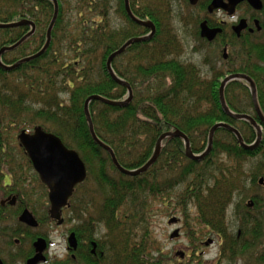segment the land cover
<instances>
[{
	"label": "trees",
	"instance_id": "1",
	"mask_svg": "<svg viewBox=\"0 0 264 264\" xmlns=\"http://www.w3.org/2000/svg\"><path fill=\"white\" fill-rule=\"evenodd\" d=\"M58 3L59 14L47 51L14 70L0 67V159L4 168L9 171L5 164L13 160L16 179L23 164L33 169L18 141L23 130L32 132L41 127L78 152L87 166L88 178L76 187L66 215L74 220L81 212V230L89 235L95 223L106 229L104 240H96V254L82 257L84 264H171L155 248L156 241L147 226L153 213L151 202L156 200L164 207L171 206L172 200L185 207L193 204L199 212V225L227 237L222 228L224 211L236 196L244 194L230 162L257 155L264 158V133L261 146L249 151L241 147L231 131L220 128L215 132L211 153L200 162L186 156L181 138H167L148 171L134 177L123 175L110 154L94 140L85 103L94 95L112 102L128 99L127 88L112 79L107 62L129 40L145 36L148 29L129 18L124 0ZM129 3L138 19L152 22L157 30L152 40L131 45L112 62L114 73L131 86L133 99L125 107L100 101L89 105L96 136L112 149L119 164L127 170L142 168L153 156L158 139L175 131L188 137L194 154H202L211 129L219 123L239 129L247 144L254 142V127L223 111L220 86L228 74L251 77L264 116V38L248 43L237 63L233 55L227 73L205 62L210 72L205 77L198 66L182 61L176 53L179 44L169 29L171 13L165 10L171 0ZM54 11L51 0H0V23L29 20L36 27L34 35L18 48L2 54L4 65L13 66L43 49ZM30 31V26L0 29V51ZM224 95L233 113L259 121L245 81L230 82ZM220 156L226 161H220ZM34 179L46 190L36 172ZM176 188L181 189L179 196L170 197ZM254 204V209L244 207V214H239L242 228L235 240L226 239L229 247L223 248V258L239 257L244 264H264V249H257L264 234L260 226L263 217L253 215L264 204V198L255 197ZM33 212L40 217L37 210ZM182 213L187 226L190 219Z\"/></svg>",
	"mask_w": 264,
	"mask_h": 264
},
{
	"label": "flooded vegetation",
	"instance_id": "2",
	"mask_svg": "<svg viewBox=\"0 0 264 264\" xmlns=\"http://www.w3.org/2000/svg\"><path fill=\"white\" fill-rule=\"evenodd\" d=\"M183 1L185 5H183L182 10L184 13L189 14L188 19L193 27V31L195 30L196 39H198L200 43L210 47V49L216 47L219 50V56H215V60L209 55L205 56V62L208 66L210 64V66H214L216 69L221 65L228 66V62L233 55L235 63H237L248 43L257 42L264 38V0H259L262 6L261 9H257L249 0L238 2L234 4V6H231L234 0H221L220 6L218 7L214 6L215 0H196V2H192L191 0ZM233 16L237 17V21L231 19ZM243 22H245V27L238 32L237 29ZM204 24L209 30L217 32L212 41L202 36V25ZM149 33L150 30L148 29L146 35ZM219 64L220 66H218ZM230 64H232V59ZM225 69H228V67ZM236 74L246 75L243 73H232L226 75V77ZM246 76L249 77L248 75ZM226 77H224V79ZM249 78L252 79L251 77ZM246 83L249 85L248 82ZM250 93L252 96L251 89ZM254 109L257 113L255 105ZM256 122L263 127L260 117L259 121ZM256 140L251 144L244 143L246 145H253ZM0 158H2V155H0ZM3 165L0 159V262L2 264H28V262L38 254L35 244L39 240L45 241L46 249L42 253L41 261L38 264H81L83 256L96 254V240L92 234L89 235L86 231L81 230L82 218L80 215L73 220L76 222L77 227L66 232L64 236L66 255L61 257L58 253H52V233L44 230L46 224H44L43 221L48 220L47 224L52 223L57 227L64 226L66 224V210L70 207V204L62 210L61 218L64 222L62 225H58L57 221L52 220L50 217L51 204L49 202L48 188L45 186L46 190H43V192L37 195H35L36 192L33 191L32 185L35 181V179L33 180L35 174L33 165V169H31L29 166L23 164L21 171L18 170L17 172V174H19V179L15 178L16 173L14 172L13 160L5 164V166L10 168L9 171H7ZM261 180L262 182L259 181V184L264 185V179L262 178ZM255 197L260 198L259 195L254 194L253 197H251L253 199L247 204L249 209H254ZM33 209L38 211L41 218L35 215ZM25 211H29L36 219L38 222L37 227H30L20 221ZM177 223H179V221ZM71 235L75 236L77 246L75 250L70 248L69 238ZM217 240L219 242H215L218 246H223V239L218 238ZM209 242L211 243L207 246L215 244L212 239H209L206 243Z\"/></svg>",
	"mask_w": 264,
	"mask_h": 264
},
{
	"label": "water",
	"instance_id": "3",
	"mask_svg": "<svg viewBox=\"0 0 264 264\" xmlns=\"http://www.w3.org/2000/svg\"><path fill=\"white\" fill-rule=\"evenodd\" d=\"M33 1H39V0H33ZM51 1L54 3L55 11H54V16L51 21V24L48 28L47 40H46L45 46L39 53L33 56H30L28 58H25L13 66H6L2 63L1 61L2 54L5 53L6 51H13L16 48H18L27 38H29L35 33L36 27L34 23L29 20H22V21L15 22V23H5V24L0 23V29H15V28L24 27V26H30L32 28L31 31L25 37H23L19 42H17L11 47H4L0 51V67L8 71L14 70L15 68L19 67L23 63L39 58L47 51V49L50 46L51 39H52V30L57 21L58 14H59L58 0H51ZM191 1L196 2V0H191ZM241 1H245V0H234L231 6H234V4L241 2ZM249 1L257 9L262 8L259 0H249ZM124 2H125V10L129 18L133 22L137 23L138 25L150 30V33L146 36H143L140 38H133L129 40L120 50L113 53L107 62V68H108V71L112 79L116 81L118 84L123 85L128 89V99L123 102H112V101H108L104 99L103 97L94 95V96H91L89 99H87L85 103V115L90 125L91 134L94 140L110 154L112 162L114 166L119 170V172L122 173L123 175L134 177V176L141 175L145 173L146 171H148L154 165V163L158 160L160 153H161V149H162V143L167 138H181L185 142L186 156L193 161L200 162L204 160L211 153L215 132L220 128L231 131L236 136L237 140L239 141V143L244 149L249 150V151L256 150L259 147L260 143L262 142L263 130H264V116L258 105L256 87H255L254 82L252 81V79H250L246 75L236 74V75H230L222 81L221 86H220V103H221L223 111L229 117L235 120L247 121L255 127L257 131V140L255 144L246 145L238 129L228 124H225V123H219V124H216L211 129L207 149L202 154H198V155L194 154L192 152L188 137L180 131H175V132L165 133L158 139L153 156L148 161V163L144 165L142 168H139L136 170H127L119 164L112 149L109 146H106L104 143H102L96 136L94 127H93V122L91 120V116L89 112V105L93 101H100L102 103H106V104L113 105V106L125 107L132 101L133 91H132L131 86L126 81H123L122 79H120L114 73L113 68H112V62L117 56L124 53L127 50V48H129L131 45L135 43H142V42L149 41L156 34V27L154 26V24L152 22H146V21L137 19L131 11L129 0H124ZM220 2L221 0H215L214 6L215 7L220 6ZM244 27H245V22L241 24V26L237 29V31L239 32ZM216 34L217 32L209 30L205 24L202 25V36L204 38H207L210 41H212L215 38ZM241 79L245 80L250 85L253 102L256 107L257 113L261 119L263 127L257 124V122L250 115L233 113L226 103L225 95H224L226 86L232 81L241 80ZM18 140L20 142V145L24 148L30 161L32 162L33 167L36 173L39 175L41 182L48 188L49 202L51 204V209H50L51 219L57 221L58 225H62L64 222V220L61 218L62 210L66 208L67 206H69V200L72 198L76 187L82 184L83 182H85V180L88 177V169L84 161L81 159L77 151L67 148L58 136L44 131L41 127L36 128L33 131V133L22 131L18 136ZM20 221L22 223L27 224L30 227L35 228L38 226V222L36 221V219L33 217V215L29 211H25L23 213V215L20 218ZM177 222L178 220L176 218H173L169 221V224L172 225ZM178 237H179V231L176 230L171 235V239H175ZM69 243H70V248L74 250L77 248L74 235L70 236ZM210 243L211 242L206 243V245H209ZM35 247L37 249L38 254L36 255L35 258L30 260L28 264H38L41 261V255L46 249V243L44 240H39L35 244ZM179 256L184 257L183 254H179ZM0 264L2 263L0 262Z\"/></svg>",
	"mask_w": 264,
	"mask_h": 264
},
{
	"label": "rangeland",
	"instance_id": "4",
	"mask_svg": "<svg viewBox=\"0 0 264 264\" xmlns=\"http://www.w3.org/2000/svg\"><path fill=\"white\" fill-rule=\"evenodd\" d=\"M183 5H185L183 0H171V4L165 6L167 13H171V18H169L168 22V25L171 22L169 29L171 27L174 32L173 35L179 44V51L176 53L182 61L195 64L200 68L203 76L209 77L210 72L209 67L205 65V56L209 55L215 60V56H219V50L216 47L210 49V47H207L196 39L195 30L193 31V27L188 19L189 14L184 13L182 10ZM112 17L115 18V15L112 14ZM224 66L221 65L219 67L220 72L227 73L228 69H230L229 67L232 65ZM227 67L228 69H225ZM219 160L226 161L223 156H220ZM230 165H232V168H230L232 173L235 172L243 185L241 190L244 194L242 197L236 196L231 205L224 211V225L222 228L225 232L224 235L226 234L227 237H223L222 234L220 235L214 230H206L205 226L199 225V212L193 204L185 207L184 205H179L176 200H172L171 206L164 207L162 202L157 200L151 202L153 204V213H151L152 217L149 218L147 226L151 231L152 238L156 241L155 248L162 252L171 264H244L245 260L239 257H234L232 260L223 258V251L226 247H229L226 239L235 240L238 232L241 230L242 226L238 216L240 213L244 214L243 208L247 207L248 202L253 199L251 197L255 194L259 195L261 200L264 198V185L259 184V181L262 178L264 179V158L262 155H257L252 158L249 157L246 160L237 161V163L230 162ZM32 187L33 191L36 192L35 195L40 194L44 190L35 181ZM180 192L181 189L176 188L170 193V197H178V193ZM81 198L82 196L80 195L79 200ZM76 203H79V201H76ZM177 205H179L178 209H176ZM183 211L186 213L187 218L190 219L187 226L184 222ZM78 215L81 216V212L78 211L76 218ZM253 215L263 217V224L260 226L262 228L261 232L264 233V204H261L259 211H254ZM81 218L84 219L82 216ZM172 218L179 219V223L174 226L169 225L168 222ZM65 220L66 224L62 227H57L52 223L47 224L48 220L43 221L46 224L44 230L52 233L51 240L53 241V247L51 248V252L58 253L61 257L66 255L64 238L66 232L77 227L76 222L68 216V213L65 215ZM176 230L179 231V237L171 239V235ZM105 234L106 229L95 223L92 229L94 239H99L100 241V238H102L104 240ZM218 238L223 239V246H218L215 242H219ZM209 239L214 240L215 244L207 246L205 243ZM257 249L259 251L264 249V234L257 244ZM179 254H183L184 257L181 258ZM261 257H264V253ZM81 264L84 263L82 262Z\"/></svg>",
	"mask_w": 264,
	"mask_h": 264
},
{
	"label": "bare ground",
	"instance_id": "5",
	"mask_svg": "<svg viewBox=\"0 0 264 264\" xmlns=\"http://www.w3.org/2000/svg\"><path fill=\"white\" fill-rule=\"evenodd\" d=\"M135 16V15H134ZM136 17V16H135ZM137 18V17H136ZM138 19V18H137ZM139 20H142V19H139ZM143 21V20H142ZM108 69V68H107ZM114 71V70H113ZM109 72V71H108ZM110 74V73H109ZM111 76V75H110ZM124 81V80H123ZM120 86H122V87H125V86H123V85H120ZM126 88V87H125ZM128 90V89H127ZM162 150V149H161ZM96 243H97V241H96Z\"/></svg>",
	"mask_w": 264,
	"mask_h": 264
},
{
	"label": "clouds",
	"instance_id": "6",
	"mask_svg": "<svg viewBox=\"0 0 264 264\" xmlns=\"http://www.w3.org/2000/svg\"><path fill=\"white\" fill-rule=\"evenodd\" d=\"M231 19H232L233 21H237V17H236V16L231 17Z\"/></svg>",
	"mask_w": 264,
	"mask_h": 264
}]
</instances>
